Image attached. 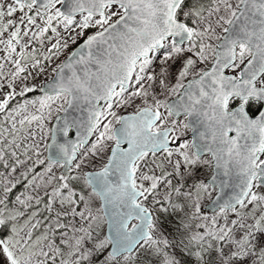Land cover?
<instances>
[{
    "label": "snow or ice",
    "instance_id": "1",
    "mask_svg": "<svg viewBox=\"0 0 264 264\" xmlns=\"http://www.w3.org/2000/svg\"><path fill=\"white\" fill-rule=\"evenodd\" d=\"M264 0H0V264H264Z\"/></svg>",
    "mask_w": 264,
    "mask_h": 264
},
{
    "label": "water",
    "instance_id": "2",
    "mask_svg": "<svg viewBox=\"0 0 264 264\" xmlns=\"http://www.w3.org/2000/svg\"><path fill=\"white\" fill-rule=\"evenodd\" d=\"M262 110H264V109H262Z\"/></svg>",
    "mask_w": 264,
    "mask_h": 264
}]
</instances>
